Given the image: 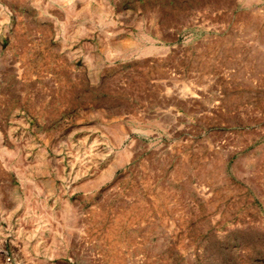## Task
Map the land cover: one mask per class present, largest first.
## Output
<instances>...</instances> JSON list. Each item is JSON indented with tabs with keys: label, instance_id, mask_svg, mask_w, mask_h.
<instances>
[{
	"label": "rangeland",
	"instance_id": "1",
	"mask_svg": "<svg viewBox=\"0 0 264 264\" xmlns=\"http://www.w3.org/2000/svg\"><path fill=\"white\" fill-rule=\"evenodd\" d=\"M37 260L264 264V0H0V264Z\"/></svg>",
	"mask_w": 264,
	"mask_h": 264
},
{
	"label": "crops",
	"instance_id": "2",
	"mask_svg": "<svg viewBox=\"0 0 264 264\" xmlns=\"http://www.w3.org/2000/svg\"><path fill=\"white\" fill-rule=\"evenodd\" d=\"M43 230V228H40ZM37 234H42V232L38 231ZM38 261V260H37ZM33 264H40V261H38V263L34 262Z\"/></svg>",
	"mask_w": 264,
	"mask_h": 264
}]
</instances>
